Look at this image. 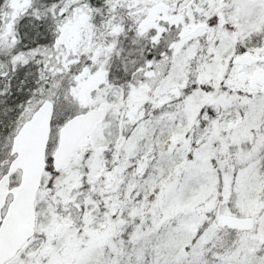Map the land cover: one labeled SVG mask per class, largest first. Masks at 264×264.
Instances as JSON below:
<instances>
[{
    "label": "snow or ice",
    "instance_id": "obj_1",
    "mask_svg": "<svg viewBox=\"0 0 264 264\" xmlns=\"http://www.w3.org/2000/svg\"><path fill=\"white\" fill-rule=\"evenodd\" d=\"M0 264H264V0H0Z\"/></svg>",
    "mask_w": 264,
    "mask_h": 264
}]
</instances>
